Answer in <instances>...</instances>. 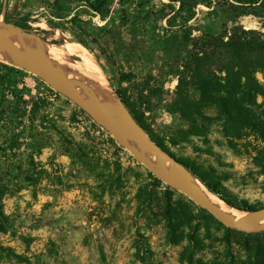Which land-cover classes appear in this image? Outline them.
I'll return each instance as SVG.
<instances>
[{
	"label": "rangeland",
	"instance_id": "374dc122",
	"mask_svg": "<svg viewBox=\"0 0 264 264\" xmlns=\"http://www.w3.org/2000/svg\"><path fill=\"white\" fill-rule=\"evenodd\" d=\"M33 1L36 6L7 0L3 12L12 16L7 23L43 42L83 45L151 138L179 161L218 179L235 209L252 212L243 202L264 207V176L246 147L251 141L233 148L218 122L206 136H193L174 106V71L190 54L185 31L218 34L238 23L260 29L258 17L240 16L232 0H209L212 5L208 0H112L101 16L76 0H60L58 7L57 0ZM181 2L195 11L187 28L173 12ZM20 70L0 56V186L6 190L9 220L7 232L0 233V264H187L183 254L190 243L173 245L168 239L169 199L179 208L193 204L181 232L204 239L206 248L196 251L197 259L212 264L224 253L222 238L235 233L182 192L157 183L125 138ZM191 96L198 97L195 91ZM206 113L216 117L218 111ZM234 248L242 254L240 246Z\"/></svg>",
	"mask_w": 264,
	"mask_h": 264
},
{
	"label": "trees",
	"instance_id": "16d2710c",
	"mask_svg": "<svg viewBox=\"0 0 264 264\" xmlns=\"http://www.w3.org/2000/svg\"><path fill=\"white\" fill-rule=\"evenodd\" d=\"M76 1L86 3L95 14L101 16L112 0ZM224 1L230 2V0ZM59 2L60 0L55 2L57 7ZM233 2L242 10L240 16L258 17L262 23L261 28H246L238 23L230 27L225 26L218 34L202 31L198 36H193L192 31L187 29L183 39L190 47V54L186 62L174 71L178 79L174 106L187 122L193 136H206L212 130V125L218 122L223 135L233 148H237L247 139L251 141L246 147L253 155L255 168L260 175L264 176V83L258 77L261 74L264 78V0H232L231 4ZM25 3L36 6L33 0H25ZM212 4L208 0L207 5ZM184 10L187 11L185 14H183ZM173 12L183 28H187L189 22L195 17V11L186 2H181L180 8L173 9ZM173 21L174 19L169 20L171 26H174ZM82 43L88 47L85 42ZM115 91L137 122L146 130L130 108L123 92L120 89ZM192 91L197 93V98L191 96ZM259 98L263 99L262 103L258 102ZM212 108L218 111L216 117L206 113ZM80 111L85 113L81 109ZM152 139L163 150L169 152L162 143ZM180 162H183L210 192L219 196L230 206L238 207L218 179L184 161L180 160ZM156 182L161 183L158 179ZM5 195V188L0 186V233H6L9 224L4 213ZM243 203L245 211L264 208L253 209L247 207L245 202ZM192 205L190 202L189 205L179 208L171 199L168 200V239L173 245L188 241L190 246L186 247L183 260L187 264H204L201 259L196 258V251H203L206 248L204 239L200 236H185V232H181L183 224L187 223L185 217L193 214ZM226 229L235 233V237L222 238L221 242L225 243L226 249L212 264H264V230L247 233L231 228ZM234 245L242 248V254L234 250Z\"/></svg>",
	"mask_w": 264,
	"mask_h": 264
},
{
	"label": "water",
	"instance_id": "95a60500",
	"mask_svg": "<svg viewBox=\"0 0 264 264\" xmlns=\"http://www.w3.org/2000/svg\"><path fill=\"white\" fill-rule=\"evenodd\" d=\"M14 34L21 35L20 28L6 23L5 18L2 16L0 19V51H4L8 54L10 63L13 66L37 76L57 93L66 97L78 106L97 125L101 126L106 131L114 135L121 136L126 140L132 139L144 150L152 152L157 157L159 163L158 169L156 171L153 170L150 166L149 160L139 153L145 167L168 187L185 194L195 204L210 213L226 227L247 233L264 230V227L255 229V227L264 218V208L254 210L248 213L246 217L240 219L227 216L211 202L201 188L194 184L195 176L190 172V170L177 158L163 150L161 146L149 136V134L134 118L130 110L124 106L121 100L120 102L122 107L120 108L90 102L78 92L73 81L61 73L58 66L47 61L44 53L39 51L24 50L17 47L11 39V36ZM21 36L32 35L27 34ZM31 56H39V59H32ZM107 116H119L122 119V123L107 119ZM167 162H171L173 164L176 171L174 175H170L167 172L165 167Z\"/></svg>",
	"mask_w": 264,
	"mask_h": 264
},
{
	"label": "bare ground",
	"instance_id": "6f19581e",
	"mask_svg": "<svg viewBox=\"0 0 264 264\" xmlns=\"http://www.w3.org/2000/svg\"><path fill=\"white\" fill-rule=\"evenodd\" d=\"M247 23L249 24V21H247ZM11 39L14 44L21 49L44 53L47 61L58 66L61 73L73 81L78 92L90 102L101 103L115 108L122 107L120 99L110 86L105 72L98 64L94 56L83 45L71 42H66L62 45L47 43L37 40L33 36H21L20 34L12 35ZM0 56L6 62H10L6 52L0 51ZM31 58L38 60L39 56H31ZM107 119L122 123V119L119 116H107ZM127 142L132 145L133 150L140 151L142 156L149 160L150 166L153 170L156 171L158 169L159 163L157 157L152 152L144 150L132 139H127ZM165 167L170 175H174L176 173L171 162H167ZM194 184L201 188L211 202L227 216L240 219L248 215L245 212L239 211L232 206L227 205L217 195L210 192L198 179L195 178ZM262 227H264V218L255 227V229Z\"/></svg>",
	"mask_w": 264,
	"mask_h": 264
},
{
	"label": "flooded vegetation",
	"instance_id": "af4514ba",
	"mask_svg": "<svg viewBox=\"0 0 264 264\" xmlns=\"http://www.w3.org/2000/svg\"><path fill=\"white\" fill-rule=\"evenodd\" d=\"M3 2L2 4V9L0 10V18L3 16V18H5V22L7 23V19L8 18H12V16H10V12H3V7H5V5L7 4V0H1Z\"/></svg>",
	"mask_w": 264,
	"mask_h": 264
}]
</instances>
